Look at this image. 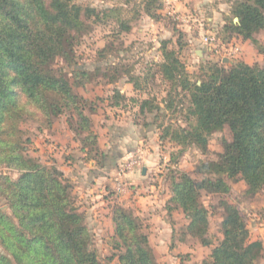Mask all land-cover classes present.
I'll use <instances>...</instances> for the list:
<instances>
[{
	"label": "rangeland",
	"instance_id": "obj_1",
	"mask_svg": "<svg viewBox=\"0 0 264 264\" xmlns=\"http://www.w3.org/2000/svg\"><path fill=\"white\" fill-rule=\"evenodd\" d=\"M72 1L95 8L100 15L89 20L90 32L76 45L73 62L58 58L54 67L67 74L75 82L76 92L85 98L90 129H80V117L68 109L49 121L32 108L22 128L33 142L31 155L47 166L55 164L70 180L73 202L85 216L100 261L105 264L112 258V264H119L121 250L117 248L113 212L116 205H123L143 219L157 264H203L223 239L225 200L238 206L247 222L250 241L262 243L258 262L263 263L264 189L252 192L243 179L236 178L228 179L227 193L202 190L200 202L209 211L207 237L212 245H203L199 237L188 232L190 220L182 209L169 210L175 207L170 201L172 183L180 174L187 173L198 181L216 177L203 165L219 161L231 132L228 127L213 132L205 148L180 144L182 139L172 140L167 135V128H187L193 118L190 96L162 75L164 52L174 50L191 79L199 83L214 64L230 67L244 62L264 68V30L244 39L226 29L237 22L236 7L246 0H176L179 7H173L170 0ZM172 10L186 16L187 21L175 20L169 13ZM121 22L131 29H124ZM207 34L216 37L218 51L199 44ZM232 48L239 49L235 52ZM78 68L88 76H77L74 69ZM144 100L151 103L142 111ZM105 152L109 165H114V174L102 163ZM115 156L119 159H113ZM143 165L150 167L145 180L141 176ZM133 167H137L135 177L127 176L125 183L123 178ZM95 171L106 174L105 179L100 177V182L94 183L98 178ZM1 173L15 179L19 176L17 170L4 165H0ZM138 192L144 198L149 193L163 200H143V206H138L133 200ZM158 204L155 220L149 208Z\"/></svg>",
	"mask_w": 264,
	"mask_h": 264
},
{
	"label": "trees",
	"instance_id": "obj_2",
	"mask_svg": "<svg viewBox=\"0 0 264 264\" xmlns=\"http://www.w3.org/2000/svg\"><path fill=\"white\" fill-rule=\"evenodd\" d=\"M99 15L95 8L72 0H0V165L19 173L16 179L0 174V264H103L92 247L85 216L73 202L70 180L55 164L47 166L31 155L33 142L22 128L32 108L49 121L68 109L80 117V129H90L85 98L54 63L58 58L73 62L76 45L90 32L89 20ZM236 16L238 21L226 29L251 39L254 32L264 30V0L239 3ZM121 24L131 29L128 23ZM164 56L162 75L190 96L193 118L187 128H167V135L182 139L180 144L205 148L213 132L225 127L231 132L219 161L203 165L215 178L198 181L182 173L172 183L170 201L175 207L169 210L182 209L190 220L188 232L203 245H212L207 237L209 211L200 202L202 190L227 193L228 179L236 178L252 192L264 189V68L244 62L230 67L214 64L199 83L174 50H165ZM74 72L88 76L80 68ZM150 103L142 101L141 110ZM101 156L105 165L107 155ZM222 204L223 239L203 264H264L258 262L262 243L250 241L238 206L225 200ZM113 221L119 264H157L139 215L116 205Z\"/></svg>",
	"mask_w": 264,
	"mask_h": 264
},
{
	"label": "crops",
	"instance_id": "obj_3",
	"mask_svg": "<svg viewBox=\"0 0 264 264\" xmlns=\"http://www.w3.org/2000/svg\"><path fill=\"white\" fill-rule=\"evenodd\" d=\"M174 2V3H173ZM170 3L171 4H174V6L173 7H179L180 6V2H177L176 0H170ZM199 44H201V46H203V48L204 47H207V45L206 44H204V42L203 41H199ZM202 48V47H201ZM197 52H199V50H196ZM105 154L106 155H108V153L107 152H105ZM149 159L148 160H152V157H148ZM116 159H119V156H117V158ZM108 161V157L106 158V161H105V165H104V167H105V169L107 170V171H110V174H114V169H113V166H111V165H109V164H111V163H108L107 162ZM136 163V162H135ZM91 164H92V166H93V162H91ZM144 167H146L147 168V172H148V174H147V177H148V175H150L149 173H150V171H149V169H150V167L147 165H143ZM143 167V168H144ZM134 168V167H133ZM96 172V176L98 177V178H96V179H93V182L94 183H98V182H100L99 181V178L101 177V178H104L105 179V175H104V173L103 174H99V172L98 171H95ZM136 172H137V167H135L134 169H132V171H130L129 172V174H125V176H124V181H125V183H127V176H131V177H129V178H133V176L135 177V174H136ZM109 174V175H110ZM104 175V176H103ZM146 174H143V172H142V174H141V176H142V178L145 180V178H147V177H144ZM80 180H82L81 178H79ZM129 180V179H128ZM141 180V179H140ZM110 181H111V185L113 186V187H115V182L113 183V181L110 179ZM123 181V180H122ZM93 183V184H94ZM83 192H86V190H84ZM102 192V191H101ZM117 192V191H116ZM152 192H155L154 190L152 191ZM93 194V193H92ZM82 195L83 196H88L86 193H82ZM90 195H91V193H90ZM98 197V196H97ZM162 198V200H163V197H159V195H149V193H148V196H146V198H144V196H140L139 195V192L137 193V194H135V196L133 197V200L135 201L136 200V204H138V206H143V200H145V202H148V203H152V202H158L160 199ZM168 198H169V196H168ZM154 199V200H153ZM138 200V201H137ZM161 201V200H160ZM158 206H159V204L158 205H152V207L151 208H149V211H153V215H154V219L156 220V208H158ZM161 222V221H160Z\"/></svg>",
	"mask_w": 264,
	"mask_h": 264
},
{
	"label": "built area",
	"instance_id": "obj_4",
	"mask_svg": "<svg viewBox=\"0 0 264 264\" xmlns=\"http://www.w3.org/2000/svg\"><path fill=\"white\" fill-rule=\"evenodd\" d=\"M169 13L172 15V17H173L175 20H178V21H180V22L187 21L186 16H183V15L177 13V12L174 11V10L170 11ZM203 41L205 42V44H206L207 46H209V47H211V48H216V51H218V49H217L218 44H217V41H216V37H214L212 34H207V35H205ZM238 49H239V48H236V49H235V48H232L231 50L236 52ZM135 164H136V163H135Z\"/></svg>",
	"mask_w": 264,
	"mask_h": 264
},
{
	"label": "water",
	"instance_id": "obj_5",
	"mask_svg": "<svg viewBox=\"0 0 264 264\" xmlns=\"http://www.w3.org/2000/svg\"><path fill=\"white\" fill-rule=\"evenodd\" d=\"M237 21H238V18H237ZM146 171H147V169H146V167H144L143 168V174H146Z\"/></svg>",
	"mask_w": 264,
	"mask_h": 264
}]
</instances>
